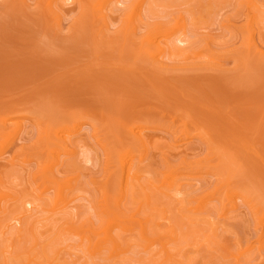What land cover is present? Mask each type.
Segmentation results:
<instances>
[{
	"label": "rangeland",
	"instance_id": "rangeland-1",
	"mask_svg": "<svg viewBox=\"0 0 264 264\" xmlns=\"http://www.w3.org/2000/svg\"><path fill=\"white\" fill-rule=\"evenodd\" d=\"M136 1H113L95 16L104 0H78L57 14L48 0H0V216L20 196L41 205L24 218L36 240L30 233L18 240L7 213L12 227L3 230L0 244L8 239L13 247L7 244L12 253L0 255V264L41 263L43 251L51 264H165L159 244L146 250L139 243V217L177 228L178 264H264L258 225L264 216V15L255 27L261 61L251 53L248 31L249 1L264 10V0H157L153 15L131 24L128 8ZM99 15L107 28L99 27ZM181 15L186 41L179 43L183 31L171 40L161 34L155 41L165 49V66L156 67L140 49V37L156 23L173 26ZM131 31L138 39L127 38ZM23 109L22 130L11 127L15 116L2 125ZM60 126L70 127L66 147L49 156L45 132ZM133 131L146 147L136 145ZM121 152L142 169L150 207L139 197L128 199L130 190L117 203ZM45 167L59 170L64 186L47 181ZM168 175L181 182L178 200L157 189L167 187ZM105 204L120 205L114 211H125L124 227L135 231L122 230L133 244L124 241L128 252L119 260L92 257L75 232L100 230ZM200 205L209 220L191 221L180 211Z\"/></svg>",
	"mask_w": 264,
	"mask_h": 264
},
{
	"label": "bare ground",
	"instance_id": "bare-ground-1",
	"mask_svg": "<svg viewBox=\"0 0 264 264\" xmlns=\"http://www.w3.org/2000/svg\"><path fill=\"white\" fill-rule=\"evenodd\" d=\"M113 1L114 2H119L120 0H104L103 4L99 8H97L95 6V8H94L95 11H96V9L98 10V11L94 12L95 13V16L97 15V13L98 14H101L99 12L100 11L102 12L104 6L109 5ZM76 2H78V0H48V3L50 5V7H51V13L53 12L54 14H57L56 11L59 10V9H62L67 4L68 5L69 4H75ZM248 4H249L248 5V11L250 12V14H249L250 15V19H249L250 22L248 23L249 26H250V28H249L250 30H248V31H249L250 37L253 40V42H252V44L250 45L249 48L252 49L251 53L253 54V51H254V53H255L254 56L255 55L257 56V54H256L257 53V51H256L257 50L256 49L257 32L255 33V27L258 26L259 24H262L263 23L262 19H260V16H263L264 15V10L261 7H259L258 5H256V3L253 2V1H249ZM156 6H158L157 0H137L136 2L133 3L132 6H130V8H128L129 10H128V14H127V20L129 22H131V24H132L133 21H135V19H138L139 22H143V19L146 16L147 13H149L151 15L154 14V8ZM62 10L61 11H58V12L61 13ZM249 15H248V17H249ZM100 18L103 20V22L99 25V27L100 28L101 27L102 28L103 27L107 28L108 27V24H107V21L104 20L105 17L104 16H100ZM185 29H186L185 17L182 16V15L179 16L176 19V23L173 26H169V25L164 24V23H156L153 30L148 31L144 36L140 37V49L144 53H146L148 55L150 61L156 67L158 66V67H163L164 68L165 64H163L162 56H164V54H165V49H163L162 47H160L159 44L155 40L158 39L161 34L167 40H171L175 35H177V33H176L177 30L183 31ZM130 30H137V28L134 26L133 29H130ZM184 34L185 33L183 31L182 34L179 37V43H182V44L185 43L186 40L184 39V37H182ZM127 38H129L131 40L132 39H138L136 37L135 31H131V33L127 36ZM127 38H126V41L128 40ZM176 48H177L176 46L173 47V48H168L169 49L168 50L169 53L170 54L174 53L176 51L175 50ZM254 49H256V50H254ZM259 55H261V54H259ZM257 58L260 59V61L263 60L262 55L259 56V57L257 56ZM23 110H24V112H21L22 111L21 110L20 111L21 113L19 115L17 114V116H16V113L13 112V114L11 115V117L6 118V120L2 121L3 122L2 125L3 126H8L10 124H13L14 126H11V127H14L15 130L16 129L22 130L23 129V125H24L23 124L24 122H22V121H23V119H25V116L28 117V115H26V114H28L27 111H25L26 109H23ZM27 110H28V106H27ZM18 113H19V111H18ZM23 113H24V115H23ZM37 114H39V113H37ZM14 116L17 118L18 121L15 122V120H14L15 117ZM34 118H35V116H34ZM39 119L41 121V118L40 117H39ZM39 119L38 120H35L36 121V124H37V121H39ZM11 120H14V121H13V123H10L9 124V122ZM38 124H41V122L40 123L38 122ZM24 129H25V127H24ZM69 129H70V127H68V126L67 127H65V126L61 127L60 126V127L54 128V129H48V130H46L44 138H45V140L47 142L46 145L48 147H46L47 148L46 152L48 153L49 156L54 155L53 153L55 151H57L59 153V150L60 149H64L63 147H66V145L64 146V144L67 143L68 139L66 138V136H64V133H67V131ZM2 134H4V133H2ZM74 134H75V132H74ZM4 135H6V133ZM131 135H132L133 139L136 142L137 141L139 142L138 144L135 143L136 145H139V146L140 145L141 146L143 145V146L146 147V142H145L144 136H142L141 133L136 132V131H133L131 133ZM51 145H54V147H50ZM104 146L107 148V145L106 144ZM105 147H103V148H105ZM49 150H50V153L48 152ZM123 157H124V155H122V152H121L120 153V156H119L118 163L116 164V170L114 171L116 183H117V185H119V187H121L120 188L121 192H122V189H123V193H121V195L119 196V199H118L117 203L120 204V202L122 201V196L124 198H127V193L125 194V191L128 192V190H130V195L128 196V199H130V197H131V199L136 200V198L139 197L140 199H142L146 203V205L148 207H150V205L152 204L151 195L149 193H147L146 188L141 184V179H142V174H143V172L141 171L142 169H140L138 167L135 168V166H133V163H131V161H128L130 159L129 157H128L129 158L128 160L127 159H123ZM226 165L227 164H225L224 166H226ZM224 168H226V167H224ZM45 169L46 170H44V171L46 173L43 174V175L48 178V179L46 178L47 181L50 180L49 182H51V181L54 182V185L55 186L57 185L58 182H59V184L63 183V182H61V180L58 181L57 177H59V175H61V174H57V176H56V172L57 171L54 168H52V167H47L46 168L45 167ZM226 170L229 171L230 170V167L228 169L226 168ZM57 173H60L59 170H58ZM171 173H173V172H171ZM168 176H169V178H168ZM168 176H167L168 179H166V181H165V183L168 184L167 187H165L163 189V187L160 186L157 189H158V191L162 192L167 197H170V198L173 197L174 199L177 198L176 200H178V195H180L181 192H182L181 185H180L181 182L178 185V182L175 183L176 178L174 180L173 175H168ZM61 185L64 186V183L61 184ZM106 185L107 184H104L103 185V188H105ZM188 186H186V187H188ZM61 187H60L59 192L57 193L59 195L60 199L65 196L64 189L61 188ZM185 189H187V188H185ZM57 191H58V189H57ZM136 195H137V197H136ZM234 195L235 194L233 192L229 193L227 199H229V200L233 199L232 197H234ZM175 196H177V197H175ZM179 201L181 203H183V199H180ZM14 202H15V203H13L14 205L10 206L11 207V208L9 207L10 209L4 210L2 212V214L4 216L7 215L6 216L7 218L10 215L14 216L13 219H14L15 223L12 224V225L16 229V233L15 234L19 237L18 240H20L21 237H22L21 240H23V238L24 239H30L29 237H26L25 238V236H23L22 234H24V233H26V234L27 233H30L31 235L34 236L36 234V231H35L36 229H35L34 226L33 227L32 226L31 227L30 226L29 227H24V218L28 214H29V217H30V214L33 213V211L40 210V206L41 205H40V203H37L36 200H32L31 198H29V195L28 196H22V197L20 196V198L17 197V200H15ZM105 203H106V201H105ZM110 204H108V206L105 204L107 209H104L105 211L102 214H103V216L105 214L106 217L103 218V220H102V225H101L100 230H96L98 228H96L94 230L89 229V228H88L89 229L88 230L86 228V230L84 229L85 232H83V233L82 232H79V231H75V232H77V234L81 237V245H84V247L88 251V254H90L92 257L93 256H99V255H104L105 254L106 256H109V258H110L109 260H111V259L119 260V259L122 258L123 255H125L128 252L127 248L125 247V245H126L125 242H128L129 239H128V241H125V239H122V230L123 229L124 230H127L129 228L128 227L127 228L124 227L125 226L124 225L125 223H124L123 220L125 218H123V220H122V215H123V212L125 213V211H123V212L122 211L116 212L114 210H118L117 208L120 205H116L117 208L114 207V210H112V209H110L111 208V205ZM101 206L104 207V205H101ZM108 207H110V208H108ZM195 209L196 210L194 212H191V210H189L187 208L184 209V206H183L180 209V211H181V213H183V215L187 219H189L191 221L194 220V221H198V222H201V221L204 222L206 220H209L210 214H208L206 212L207 211V206H201V207H197ZM223 210H224V208H223ZM101 211H103V210H101ZM7 213L8 214L10 213V215L8 216ZM3 215L0 216L1 217V219H0V238H2V236L4 235L3 233L7 232V231H3V230H5L10 223H12L11 217H9L10 222H8L7 220H4L5 217L2 218ZM137 219H139L137 221V223H138V226H139V230L138 231H139V234L141 236V238H140L141 241L139 239V241H140L139 243L142 244L143 248H145L147 250V249L151 248L152 246L154 247L155 244H159V246H160V254L163 256L164 263L165 264H176L177 261H179V260H176V253L175 252L180 251L179 249L176 251L177 247L176 248L173 247V245H176L177 246V244L179 243V240H180V237L177 234L178 233L177 228L174 225H172L170 222H168V224H165V226H162L164 228V230H163L162 227L160 226L161 223H154L153 224V222H151V218L150 217H146V218H142V217L140 218L139 217V218H136V220ZM134 220H135V217H134ZM258 220H259L258 225L261 227L260 229L262 230V233L260 234L261 235L260 237H261L262 240H264V216L258 218ZM25 224H28V223H25ZM31 224L33 225V223H31ZM88 224H84V225H88ZM132 224H134V223H132ZM90 225H92V224H90ZM10 227H12V226H10ZM75 227H77V226H75ZM71 228H72V226L70 225V228L69 229H71ZM73 229H74V227H73ZM116 229H119V230L116 231ZM78 230L82 231L83 229H79L78 228ZM34 231H35V233H34ZM70 231H72V230H70ZM127 231L132 232L134 230L131 228L130 230H127ZM151 231H153V233H154L153 235H156V236H152L150 234ZM214 236L216 237L215 234H214ZM11 238H12V236H11ZM34 238L36 240V236H34ZM5 241H6V243H1V244L2 245L5 244V245H3V249H4V247H7V249H4L3 250L2 247H1V244H0V247H1L0 248V253H1L0 255L3 256V259L5 258L4 257V254L5 253H10V254L12 253V252H9V251L12 250V248H11L10 245H12V247H13V244H12L13 242L11 243V241H9L8 239L5 240ZM3 242H4V240H3ZM19 242L21 243V241H19ZM129 242H131V241H129ZM134 242H136V240ZM263 242H262V246H263ZM8 243H11V244H9L10 247L7 246ZM131 243H129V244H131ZM137 245H139L138 242H137ZM142 246H139V247H142ZM23 251H24V249H23ZM26 251L27 250H25L24 252H26ZM32 251H34V249H32L29 252L31 253ZM24 252H22V253H24ZM149 252H151V251H149ZM17 253H18V251H17ZM22 253L20 255H23ZM30 253H28V254L30 255ZM28 254H26V256H28ZM42 254H43V257L42 258L44 259V262L41 261V263H37L35 260H33L31 258L28 259V257H27L28 264H51L53 261H55L53 258L49 257V254H47V252L43 251ZM20 255H19L18 258H20ZM31 255H32V253H31ZM13 257H15V256H13ZM15 258H17V257H15ZM55 259H56V257H55ZM179 259H180V257H179ZM8 260H10V259H8ZM190 260L191 259H189V262H190ZM10 261H12V259ZM17 262H18V260H17ZM3 263L4 264H7L5 262V260H4Z\"/></svg>",
	"mask_w": 264,
	"mask_h": 264
}]
</instances>
